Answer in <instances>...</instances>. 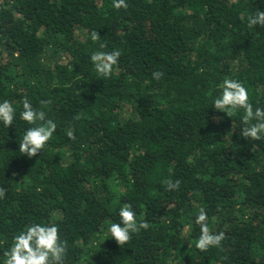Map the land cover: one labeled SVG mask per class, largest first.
Listing matches in <instances>:
<instances>
[{"label":"trees","instance_id":"16d2710c","mask_svg":"<svg viewBox=\"0 0 264 264\" xmlns=\"http://www.w3.org/2000/svg\"><path fill=\"white\" fill-rule=\"evenodd\" d=\"M126 2L0 0V102L16 109L0 122V264L31 224L58 227L64 264H264V140L240 135L243 110L213 108L226 78L264 108V27L247 22L264 0ZM113 50L104 78L90 57ZM25 97L57 124L31 159L19 152ZM125 204L149 228L120 248L109 227ZM201 208L225 233L206 252Z\"/></svg>","mask_w":264,"mask_h":264},{"label":"clouds","instance_id":"9594fccd","mask_svg":"<svg viewBox=\"0 0 264 264\" xmlns=\"http://www.w3.org/2000/svg\"><path fill=\"white\" fill-rule=\"evenodd\" d=\"M113 7L117 10H127L126 0H113ZM248 26L257 25L264 27V10L257 11L254 15L247 17ZM91 40L100 42L101 37L97 31L91 32ZM105 43L100 42L99 48L104 49ZM121 52L119 50L96 51L90 59L96 72L109 78L113 68L119 62ZM153 79L159 81L163 73L157 71L152 73ZM222 93L214 99L213 108L217 112L226 113L231 116L239 110H243L242 122L244 127L240 131L243 138L253 141L264 140V108L256 107L250 102L249 93L244 84L234 79H224ZM41 104L47 106L51 100H42ZM23 110L20 112V119L31 127L27 128L22 139L19 141V152L29 159L36 157L47 146L57 129V124L47 118V114L34 108L32 103L25 97L22 101ZM16 118V109L9 100L0 102V122L8 128L13 125ZM255 121V123H253ZM69 139L75 140L73 130H67ZM163 184L168 191L179 190L181 181L173 182L166 179ZM6 196V189L0 187V199ZM119 223H112L109 227L111 237L123 248L132 240V234L147 230L149 224L146 221L138 222L136 212L131 204H125L119 210ZM208 214L201 208L195 218V224L200 228V236L195 247L206 252L210 247H220L225 239V233H213L208 226ZM67 241L60 238L59 229L56 225L31 224L26 230L14 236L12 246L3 255L6 257L4 264H64L67 256Z\"/></svg>","mask_w":264,"mask_h":264}]
</instances>
